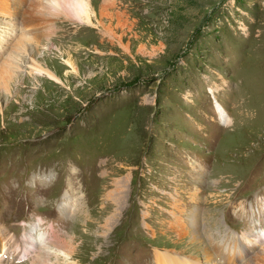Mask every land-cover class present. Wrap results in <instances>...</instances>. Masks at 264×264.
<instances>
[{"label":"rangeland","instance_id":"rangeland-1","mask_svg":"<svg viewBox=\"0 0 264 264\" xmlns=\"http://www.w3.org/2000/svg\"><path fill=\"white\" fill-rule=\"evenodd\" d=\"M14 1L0 232L26 252L1 264H264V0H112L38 42Z\"/></svg>","mask_w":264,"mask_h":264},{"label":"bare ground","instance_id":"bare-ground-1","mask_svg":"<svg viewBox=\"0 0 264 264\" xmlns=\"http://www.w3.org/2000/svg\"><path fill=\"white\" fill-rule=\"evenodd\" d=\"M106 1H108L107 2L108 4L105 2L107 5H103V4L98 5L97 4L99 13H97L94 10V8L92 7L91 0H68V1L67 0H55V3H54V0H52L50 2L49 6H47V7H45L43 5V0H30V2L27 3V5L25 3V0L14 1V3H15V12H19V13H21L20 15L23 16V24H24L26 30L29 31V34H30L32 40H35L36 42H38L40 40V39L38 40V35H39L38 29H39V27H37L36 25H37V23H39L38 20H41V18H39V17H42V19H43L44 14H46L48 17L60 15V16L68 18V13L66 10L69 9V10H71L72 14L79 21H83L85 23L90 24L92 22L93 18L95 19V17H97L96 16L97 14L102 16V14H101L102 10H104L107 7L109 8L110 6L114 5V1H112V0H106ZM19 3H21V4H19ZM50 6H52V8ZM18 7L23 8V9L19 10ZM3 8H6V4L3 5V0H0V11H2ZM7 9L10 10V7ZM44 34L48 35V32H46ZM27 60H28L27 61L28 66H30V70L27 72V74H29L30 72L31 73L36 72V73H42L45 76L57 78L54 73L49 71V69H45L44 66H42L40 64H35V60L33 58H28ZM11 77H13V76H11L9 73H6V72L2 73L1 80H3V86H4V89H6V90L9 87V82L11 81ZM241 236H243V234ZM243 237H245V236H243ZM13 238L10 236H6V234L3 235L0 232V264L3 261H6V259H7L6 256L13 257L14 255H17L16 258L18 260L19 258H21L23 256L24 252H26V248L23 247L24 243L20 244V241H19V243L17 245L15 239H17V240H19V239L17 237H13ZM263 238H264V236H263ZM36 239L44 241L45 239H48V234H46L44 232H40ZM60 243H61V245L62 244L65 245V242L63 240H61ZM19 247L22 250L21 249L19 250ZM219 247H220V244H219ZM216 249L218 250V248H216ZM230 251H231V249L228 250L227 253H229ZM232 253H234V252H232ZM43 254H49V252L44 251ZM225 259H227V256L225 257ZM8 262L9 261L7 259V263ZM28 262H29V264H39L36 261V259H32L31 261H28ZM45 262L46 261H43L40 263H45ZM225 264H226V262H225Z\"/></svg>","mask_w":264,"mask_h":264}]
</instances>
